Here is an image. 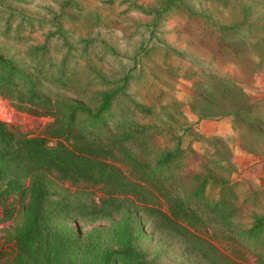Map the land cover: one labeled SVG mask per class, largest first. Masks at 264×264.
<instances>
[{
  "label": "rangeland",
  "instance_id": "obj_1",
  "mask_svg": "<svg viewBox=\"0 0 264 264\" xmlns=\"http://www.w3.org/2000/svg\"><path fill=\"white\" fill-rule=\"evenodd\" d=\"M72 2L0 0V11L19 10L26 17L51 19L64 15L66 8L65 14L73 16L78 35L85 37L91 28L97 50L110 54V59L99 64L111 83L105 89L120 88L125 77L130 82L126 97L121 95L114 101L101 126L112 130V141L127 136V120L131 119L130 123L141 118L139 124L150 128L149 135H134L133 141L112 147L120 157L113 162L127 175L142 178L131 166L126 151L142 167H150L164 151L184 150L174 160L167 184L174 181L173 196L187 203L191 217L185 222L193 227L168 224L160 215L157 220V214L150 216L154 212L145 204L133 207L132 198L115 195L139 214L131 220L136 227L137 222L144 227L145 232L137 230L135 236L147 260L155 264H221L219 257V262L208 258V244L212 243L242 264H264V248L250 246L253 241L244 239L240 230L250 226L255 211L264 214V0H230L225 7L220 2L213 4V0ZM188 9L200 19L189 17ZM73 20L69 17L68 25ZM210 26L238 27L230 31V36H250V42L215 54L218 35ZM213 78L231 84L227 87L230 93L221 95L223 86L217 84L214 95L210 94L216 82ZM233 85L244 89L250 99L240 98ZM103 88L98 86L97 90ZM136 104L146 108V115ZM250 104L257 109L246 117L237 116L246 113ZM0 120L33 135L53 122L52 118L18 112L1 97ZM255 120L261 123L258 128L252 123ZM152 125L172 140L158 137L151 131ZM204 176L211 180L204 194L190 196L188 201L185 186L202 183ZM65 186L77 191L83 185ZM89 190L94 206L101 208L103 198L109 196L108 189L92 186ZM126 208L122 205L119 211L94 223L72 224L83 228L84 233L100 229L102 241L110 240L116 226L124 225L128 218ZM160 210L167 212L165 207ZM22 214L23 206L19 205L10 219L0 216V258L12 260L16 256L14 230Z\"/></svg>",
  "mask_w": 264,
  "mask_h": 264
},
{
  "label": "trees",
  "instance_id": "obj_2",
  "mask_svg": "<svg viewBox=\"0 0 264 264\" xmlns=\"http://www.w3.org/2000/svg\"><path fill=\"white\" fill-rule=\"evenodd\" d=\"M213 1L225 7L230 0ZM68 3L73 4L72 0ZM65 10L64 15L51 19L26 17L19 10L0 11V97L18 112L53 119L38 135L0 120V216L10 219L17 206H23L21 222L14 230L17 254L12 260L2 256L0 264H155L139 249L135 235L138 231L144 233V227L139 222L136 227L131 220L138 212L115 195L132 198L133 207L145 204L147 210L154 212L150 216L157 214V220L160 215L168 224L193 227L185 222L191 217L187 203L182 197L173 196L174 181L167 184L171 166L184 150L179 147L164 151L150 167H142L126 151L131 166L142 177L140 180L113 162L120 158L114 148L133 141L134 135H149L150 128L139 124L141 118L130 123L131 119L127 120V136L112 141V130L101 126V119L110 114L114 101L121 95L126 97L129 78H123V85L114 91L105 89L111 83L99 64L110 59L109 52L100 54L91 28L85 37L78 35L73 16L65 14ZM187 11L189 17L200 19ZM69 17L73 20L70 26ZM209 28L218 35L215 54L250 42V36H230V31L238 27ZM98 59L99 63H95ZM213 80L216 82L212 83L210 94L214 95L217 84L223 86L221 95L230 93L227 87L231 84L226 85L220 78ZM98 86L104 88L97 90ZM232 87L239 91L240 98L250 99L240 86ZM135 107L146 115V108L137 104ZM245 109L246 113L239 112L237 116L246 117L257 108L250 104ZM252 123L257 128L261 124L256 120ZM151 131L171 139L156 125L151 126ZM202 180L194 187L185 186L188 201L204 194L211 180L207 176ZM66 184L83 186L72 191ZM92 186L108 189L109 196L103 198L101 208L91 200ZM122 205L129 209L128 218L124 225L116 226L110 240L102 241L100 229L84 233L83 228L72 224L94 223L119 211ZM164 207L167 212L160 210ZM253 215L250 226L240 229L242 237L253 241L250 246L264 248V214L255 211ZM194 238L202 239L197 235ZM208 246V258L216 262L220 258L221 264H242L215 244Z\"/></svg>",
  "mask_w": 264,
  "mask_h": 264
}]
</instances>
